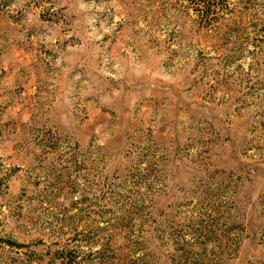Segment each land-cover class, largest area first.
<instances>
[{"label":"rangeland","instance_id":"obj_1","mask_svg":"<svg viewBox=\"0 0 264 264\" xmlns=\"http://www.w3.org/2000/svg\"><path fill=\"white\" fill-rule=\"evenodd\" d=\"M0 0V264H264V0Z\"/></svg>","mask_w":264,"mask_h":264},{"label":"trees","instance_id":"obj_2","mask_svg":"<svg viewBox=\"0 0 264 264\" xmlns=\"http://www.w3.org/2000/svg\"><path fill=\"white\" fill-rule=\"evenodd\" d=\"M201 3H202V6L206 5L204 6V8L208 10L210 9L211 4L213 3V0H202Z\"/></svg>","mask_w":264,"mask_h":264}]
</instances>
